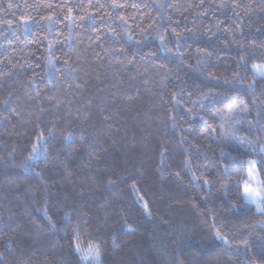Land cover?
<instances>
[{
    "label": "trees",
    "instance_id": "trees-1",
    "mask_svg": "<svg viewBox=\"0 0 264 264\" xmlns=\"http://www.w3.org/2000/svg\"><path fill=\"white\" fill-rule=\"evenodd\" d=\"M260 64L264 0H0V264H264Z\"/></svg>",
    "mask_w": 264,
    "mask_h": 264
},
{
    "label": "snow or ice",
    "instance_id": "snow-or-ice-1",
    "mask_svg": "<svg viewBox=\"0 0 264 264\" xmlns=\"http://www.w3.org/2000/svg\"><path fill=\"white\" fill-rule=\"evenodd\" d=\"M9 7H12L11 4L8 5ZM124 5H117V4H113L112 7L113 8H117V7H123ZM129 39H131V35H129ZM161 43L163 44V40L161 41ZM177 49L180 48V44L177 43L176 45ZM165 49L167 51H171L170 49H167V46L165 45ZM178 55H182L179 54ZM49 63H52V61L50 60ZM254 68H256L258 71L260 70V66L258 65H254ZM261 75H264V72H260ZM49 135L51 136V132L49 133ZM37 139H43V136L41 134V136L37 137ZM45 147H47V145H45ZM42 157V159H41ZM31 160H36L38 161L37 164L31 166L32 170L35 171V168L40 167L41 165H46L48 162V157L46 155V153L42 152L38 147H34L33 148V152L32 155L30 156ZM26 167H29L28 165H26ZM37 175H39V173H37ZM246 192L251 191L250 189H248L247 187L245 188ZM77 251H80L79 245H77ZM93 254V258H94V262L95 264H100V257H101V250L99 249V247L95 248V249H91L90 250Z\"/></svg>",
    "mask_w": 264,
    "mask_h": 264
},
{
    "label": "rangeland",
    "instance_id": "rangeland-1",
    "mask_svg": "<svg viewBox=\"0 0 264 264\" xmlns=\"http://www.w3.org/2000/svg\"><path fill=\"white\" fill-rule=\"evenodd\" d=\"M258 66H260V70L258 71L256 68H255V70H256V72L257 73H260V72H264V65H258ZM255 176L253 175V174H250L249 175V182L247 183V184H245V187H247L248 189H250L251 191H249V196H248V198H250V200L251 201H253V202H255V200H257V198H255V196H256V193H257V191L256 190H254L253 188L251 189V187H252V185L251 184H253L254 182H255V178H254ZM246 194H247V192H246ZM248 195V194H247ZM258 196V195H257Z\"/></svg>",
    "mask_w": 264,
    "mask_h": 264
},
{
    "label": "clouds",
    "instance_id": "clouds-1",
    "mask_svg": "<svg viewBox=\"0 0 264 264\" xmlns=\"http://www.w3.org/2000/svg\"><path fill=\"white\" fill-rule=\"evenodd\" d=\"M258 210L264 212V208H261V209H258Z\"/></svg>",
    "mask_w": 264,
    "mask_h": 264
}]
</instances>
